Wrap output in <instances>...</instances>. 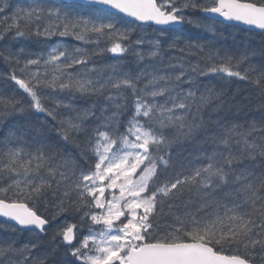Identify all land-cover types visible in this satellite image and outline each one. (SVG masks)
Returning a JSON list of instances; mask_svg holds the SVG:
<instances>
[{"label": "snow or ice", "instance_id": "snow-or-ice-1", "mask_svg": "<svg viewBox=\"0 0 264 264\" xmlns=\"http://www.w3.org/2000/svg\"><path fill=\"white\" fill-rule=\"evenodd\" d=\"M229 22L259 47H223ZM0 59L27 97L0 123L28 119L0 135V219L28 239L0 264H264V0H0Z\"/></svg>", "mask_w": 264, "mask_h": 264}, {"label": "trees", "instance_id": "trees-1", "mask_svg": "<svg viewBox=\"0 0 264 264\" xmlns=\"http://www.w3.org/2000/svg\"><path fill=\"white\" fill-rule=\"evenodd\" d=\"M29 2L30 0H9V3L13 6H25ZM137 31L139 32L140 30L137 29ZM219 31L223 32L224 34V40L222 42V46L227 48L230 51H235L247 45H251L252 47L258 48L262 40L261 32L248 30L246 28L232 25V24L220 25ZM144 32L147 34V38L149 39L152 38L153 30L151 28H146ZM176 35L181 36L184 39H190L198 35V30L191 29V28H185L182 32H177ZM210 39H211V35L207 34V35L202 36L199 42H206L207 40H210ZM72 42L76 43L75 41H72ZM35 43H36L35 41H32L27 46L32 51H37L38 49L35 46ZM112 62L113 61L110 59V56H107V55L101 60V63H105V64L112 63ZM254 63L259 65L261 63H264V61L260 59H256ZM142 66H143V63L141 62L139 67H142ZM137 67H138L137 63L131 57H129L125 64L126 70L136 71ZM8 71H9L8 66L5 64V62L2 59H0V94L6 97L15 95L19 99L26 100L27 99L26 94H24L23 91L19 89V87L15 85L14 82L8 79L7 77ZM201 79H202L203 84L214 86L218 90H223L225 94V99L235 97L236 100L238 101L240 100L241 97L248 96L251 92L250 85L244 81L238 80L237 78H231L230 80H227V81L222 80L216 76H212L209 78H201ZM59 98L64 100L65 103L69 102L63 94ZM91 102L92 101L85 102L82 99H77L75 101V103L81 108L87 107L88 104ZM252 103L253 104L255 103L254 98L252 100ZM230 110L232 112L236 111L234 107L231 108ZM248 118L250 120L255 119L259 121L261 119V113L255 110L249 111ZM39 119L43 121L45 119V116L41 114L39 116ZM27 123H28V119H26L25 115L23 114L17 113L15 115L8 116L3 120L2 123H0V135L5 134L6 130L9 128L24 126ZM182 155H188V153L182 152ZM12 227H14L13 224L0 220V238L14 236L18 240L19 244L28 243L27 234L13 233L11 231Z\"/></svg>", "mask_w": 264, "mask_h": 264}, {"label": "water", "instance_id": "water-1", "mask_svg": "<svg viewBox=\"0 0 264 264\" xmlns=\"http://www.w3.org/2000/svg\"><path fill=\"white\" fill-rule=\"evenodd\" d=\"M228 24H236V25L242 26V27H244L246 29H250V30H255V31H260L261 32V30H259V29L252 28L251 26H248V25L239 24L238 22H229Z\"/></svg>", "mask_w": 264, "mask_h": 264}, {"label": "bare ground", "instance_id": "bare-ground-1", "mask_svg": "<svg viewBox=\"0 0 264 264\" xmlns=\"http://www.w3.org/2000/svg\"><path fill=\"white\" fill-rule=\"evenodd\" d=\"M64 98V97H63ZM0 220H3V219H0ZM3 221H5V220H3ZM6 222V221H5ZM7 223H10V222H7ZM10 224H13V223H10ZM14 225V224H13Z\"/></svg>", "mask_w": 264, "mask_h": 264}]
</instances>
